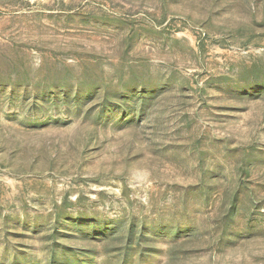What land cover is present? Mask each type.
I'll use <instances>...</instances> for the list:
<instances>
[{"label":"rangeland","instance_id":"rangeland-1","mask_svg":"<svg viewBox=\"0 0 264 264\" xmlns=\"http://www.w3.org/2000/svg\"><path fill=\"white\" fill-rule=\"evenodd\" d=\"M0 264H264V0H0Z\"/></svg>","mask_w":264,"mask_h":264}]
</instances>
